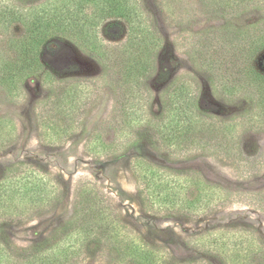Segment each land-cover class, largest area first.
<instances>
[{
  "label": "rangeland",
  "instance_id": "obj_1",
  "mask_svg": "<svg viewBox=\"0 0 264 264\" xmlns=\"http://www.w3.org/2000/svg\"><path fill=\"white\" fill-rule=\"evenodd\" d=\"M0 9L13 14L10 24L0 22V63L13 59L7 51L12 40L41 50L29 39L33 22L49 32V48L60 46L52 60L40 55L39 71L0 83V135L12 138L0 146V187L43 176L59 191L43 211L30 212L18 198L9 202L0 236L20 249L52 242L80 216L77 203L86 187L159 251L161 264H237L240 249L229 251L226 261L197 248L194 241L210 232H248L264 254V125L241 130L236 156L226 159L217 146L169 147L145 125L128 129L120 109L123 61L145 48L138 40L122 53L137 9L144 15L141 28L159 41L142 87V116H158L179 85L216 120L259 113L264 102H257L248 79L250 72L264 75V51L253 54L250 43L263 28L264 0H0ZM18 16H27L28 25ZM149 187L177 195L157 202ZM203 187L222 200L202 212L185 205ZM89 252L78 264H136L116 263L114 251L102 245ZM255 259L264 262V255Z\"/></svg>",
  "mask_w": 264,
  "mask_h": 264
},
{
  "label": "trees",
  "instance_id": "obj_2",
  "mask_svg": "<svg viewBox=\"0 0 264 264\" xmlns=\"http://www.w3.org/2000/svg\"><path fill=\"white\" fill-rule=\"evenodd\" d=\"M103 1L108 2L109 0ZM247 1L251 5L255 0ZM66 11H69V8ZM143 17L142 12L136 9L134 22L128 24L130 28L128 42L122 51L125 56L129 52L128 48L131 46L133 48L138 40H141L145 46L144 51L138 52L140 55L133 56L131 62L126 60L122 64L125 73L121 76V80L126 98L124 104L120 106L124 116L123 123L128 129L145 125L146 129L154 133L169 147L175 145L203 148L217 146L226 159H233L236 156L234 151H238L239 132L246 129L250 124L264 125V105L259 107V113L256 115L247 114L229 120H216L203 108L200 99L193 92L184 88V85H179L162 102V110L158 116H142L141 110L144 106L142 101L146 100L142 87L145 81L150 78L148 73L153 67L151 56L159 42L152 31L141 28L140 24L141 21L143 22ZM17 18V21H22L28 25L27 16H18ZM12 20V13L8 14L0 9V22L8 25ZM34 24L33 22L32 27L28 29L30 32L29 39L31 45H36L43 52L32 50L28 46L29 42L12 40L7 51L14 54L13 59L9 58L0 63V83L2 85H5L7 79L14 78L22 72L39 71L38 58L40 55L43 54L52 60L53 52L60 47L58 44L49 48V32L40 30ZM250 43L253 54L256 55L264 51V23L259 36ZM248 85L255 90L258 96L257 102H264V75L258 72H250ZM2 125L0 123V127ZM10 137V133L1 134L0 146L12 143ZM39 176L37 175V177ZM40 178L42 179L41 182L34 181L29 184H16L14 187H0V219L7 216L10 211L9 202H13L16 198L29 203L32 207L30 212L43 211L54 205L59 198L57 187L44 179L43 176ZM148 192L150 197L157 202L172 199L177 195L174 190L166 191L150 187ZM203 195H210V200L207 202ZM220 200H222V195L218 191L203 187L197 198L189 202L186 201L185 205H193L194 210L202 212L206 207L213 203L217 204ZM77 210L80 213L77 216H80L58 231L52 242L40 243L28 249H20L14 248L8 240L0 236V264H78L81 259L88 257L89 248L93 245H102L112 249L116 256L114 258L116 263H162L159 251L152 249L138 235L122 225L115 218L104 199L98 194H93L86 187L82 188L79 194ZM25 213L18 215L25 216ZM246 233L248 232L225 231L218 234L210 232L200 236L197 241H194V244L209 255H218L226 261L229 251L240 249L237 251L239 255L233 259L237 264H264L263 260L262 263L255 259V257H259V259L262 257L263 259L264 254L258 253L261 249L257 250L258 246L254 243L253 235L251 234L250 238H246ZM229 238H237L235 244H232ZM256 254H260V256L254 257Z\"/></svg>",
  "mask_w": 264,
  "mask_h": 264
}]
</instances>
